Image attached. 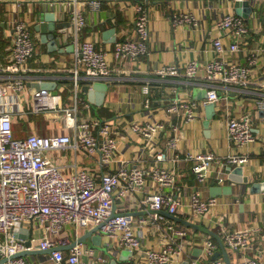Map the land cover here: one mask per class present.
Returning <instances> with one entry per match:
<instances>
[{
    "label": "built area",
    "instance_id": "1",
    "mask_svg": "<svg viewBox=\"0 0 264 264\" xmlns=\"http://www.w3.org/2000/svg\"><path fill=\"white\" fill-rule=\"evenodd\" d=\"M64 1L72 5L70 30L65 32L73 45L72 66L69 74L62 78L69 83L56 86L55 91L39 89L26 94L29 81L42 80H35L26 71L36 46L31 25L25 20L14 22L10 59L5 67L7 73L0 76V259H4L1 264H36L31 255L13 256L24 251L67 247L74 241L75 244L67 249H55L45 255L52 264H108V258L98 254L95 247L76 242L85 231L97 226L96 232L102 240L110 242L117 250L130 252L128 259L120 260L119 264H181L186 247L197 243V232L155 212L148 213L147 217L132 215L131 208L166 210L173 215L187 216L186 219L193 222L212 213L218 198L202 197L201 187L212 180L224 182L229 167L248 162L241 148L256 140L255 116L261 114L264 120V93H259L253 108L233 116L229 112L232 104L228 90L223 88L221 93L216 84L247 86L252 67L264 56V44L246 48L247 21L235 13H221L214 22L212 59L205 63L191 60L181 69L188 78L204 74L208 83L204 99L196 101L175 96L154 107L149 84H146L142 88V120L122 116L101 118L92 113V103L83 94V88L93 90L96 83L110 84L120 80V76L110 73L108 56L122 73L140 56L149 54L148 1H135L134 35L115 39L108 50L97 48L93 41L83 37L86 8L99 9L100 0ZM199 24L200 19L190 11L178 12L172 20L173 26L196 28ZM181 70L176 64H167L159 73L173 76L179 75ZM208 103H214L216 108L223 104L228 110L224 128L234 152L223 156L212 149L185 153L184 159L193 162L197 184L196 192L186 202L176 185L178 174L163 163L168 159L181 160L176 154L181 131L174 120L188 124L199 117L201 108ZM159 113L162 118L158 117ZM30 115L43 116L53 127L45 125L48 130L45 134L32 130L26 136H17L16 126H20V121L27 122ZM118 127L138 135L142 143L140 150L153 157V164L139 158L136 161L119 158L121 135ZM161 135L163 144L157 146L156 139ZM67 151L74 156L69 171L50 157ZM82 154L96 161L99 173L92 172L90 164L78 165ZM216 223L218 235L232 252L249 248L252 235L259 230L233 229L219 221ZM16 224L20 225L19 232L26 235L25 239L14 234ZM149 233L160 235L158 247L147 246ZM215 249L216 243L206 235L201 255L209 258ZM131 258L137 259L131 261ZM186 261L187 264H201L194 256ZM208 264L225 263L215 259ZM243 264L257 263L247 259Z\"/></svg>",
    "mask_w": 264,
    "mask_h": 264
},
{
    "label": "crops",
    "instance_id": "2",
    "mask_svg": "<svg viewBox=\"0 0 264 264\" xmlns=\"http://www.w3.org/2000/svg\"><path fill=\"white\" fill-rule=\"evenodd\" d=\"M136 0H100L101 6L94 10L86 8L87 24L83 30V37L95 43L97 48L108 50L112 47L115 39H124L134 35V4ZM147 9L149 13V54L140 56L132 65H128L127 71L120 73L116 64L110 59V73L114 76H120L119 81L108 83L110 87L104 93L101 105H96L92 101V113L101 118L116 119L117 117H125L126 119H143L142 103L144 94L142 88L149 84L151 102L154 107H158L159 102H165L169 98L180 96L182 98L193 99L196 101L205 98V91L208 83L204 78V74L194 78L185 77L182 74V68L191 60H199L206 62L214 56L211 40L214 38V22L221 13H235L233 3L235 0H147ZM253 2V13L248 16L247 25L249 28L246 48H257L264 44V0H251ZM72 5L67 4L64 0H5L0 1V76H4L6 65L10 59V46L13 35V25L16 20L27 21L32 28L35 39V55L26 64V71L29 76L35 80L55 82L56 86H62V83L70 71L72 66V51L68 50L71 40L66 37L65 32L70 30L69 11ZM182 11H190L200 19V24L196 28L188 26H173L172 20L175 14ZM200 11V14H199ZM53 12L55 19L65 30L59 44L56 43V49H50L49 40L43 42L41 34L34 30V25L39 23V13ZM112 31V32H111ZM111 32L110 34H108ZM63 50V52L61 51ZM241 61L247 64L243 56ZM167 64H176L181 73L179 75H162L159 70ZM131 69V70H130ZM35 83V82H32ZM31 81L27 83L26 94L30 93ZM39 83V82H38ZM106 84V83H104ZM217 90L223 93L224 89L229 92V100L231 106L229 112L235 116L239 112L250 110L255 105V100L259 93H264V56H261L256 65L252 67V76L247 86L240 87L234 83L216 84ZM94 86V85H93ZM224 86V87H223ZM224 88V89H223ZM196 90V92H195ZM88 99V93L83 92ZM95 98V95L93 96ZM130 102V103H129ZM223 103V102H222ZM219 107V106H218ZM215 117L210 126V137L204 134L203 120L205 118V106L201 108L199 117L182 124L174 120V124L180 128L181 139L178 142V150L176 154L180 159L173 162L168 159L163 163L164 166L173 168L178 174L176 185L179 188V194L188 202L189 196L196 192L197 184L192 171L193 162L186 161L184 155L186 152L196 154L208 149H212L219 156L233 153V146L226 137L224 128L225 116L228 110L222 104L219 108L214 107ZM36 115H30L27 122H21L20 125L32 129L29 121ZM41 120L42 130H39V124L36 125V131L39 134L48 133L44 125L47 120L37 115ZM162 118V114H158ZM16 126L15 134L23 137L28 135L27 131H21ZM264 120L261 114L256 115L253 122V132L256 137L255 142L241 148V153L248 157L245 164V170L251 174L250 180H254L255 176L264 180ZM119 128V127H118ZM121 135L120 151L118 156L120 159L136 161L142 159L144 163L153 164V157L141 151L142 143L138 135L131 133L126 129H118ZM42 131V132H40ZM157 146H162L163 135L158 137ZM171 155V154H170ZM51 159L65 166L66 171L71 169L70 164L73 160V154L69 151L50 155ZM78 165L90 164L92 172H100L94 159L79 155ZM250 169V170H249ZM228 174V173H227ZM225 175L224 182L212 180L207 185L202 186L200 194L202 197H210L209 188L211 186H223L230 184ZM235 192H238V186L233 185ZM250 186L247 188L246 194L237 200L228 195L215 196L218 198V204L212 213L206 218L197 219L194 222L201 223L209 229L217 233V221L230 226L233 229L259 228L254 232L249 248L241 252H232L226 246L231 264H243L247 259L255 260L257 264H264V191L251 193ZM242 205V207H240ZM131 212H146L143 216H148L147 211L138 210V207L131 208ZM183 218H187L184 216ZM193 222V221H192ZM196 231V230H195ZM196 244L188 245L186 253L183 256L181 264H187L186 260L191 257H197L199 263L208 264L215 260L213 255L220 252V246L216 243V249L211 257L204 258L201 255V247L204 237L207 234L196 231ZM98 235L97 232L94 233ZM218 234V233H217ZM160 235L153 233L148 234L146 240L147 246L158 247L161 242ZM70 239H74L71 234ZM222 239V238H221ZM87 246V245H86ZM96 252L108 258L111 264L114 258L118 264L122 260L125 250H117L110 242L102 240L95 247ZM129 256V255H128ZM128 256L126 260L128 259ZM141 258V257H140ZM31 259L36 264H52L48 256L45 254L31 255ZM137 258H131L135 261ZM139 259V258H138ZM217 259L224 261L223 255ZM141 263V262H140ZM143 263V262H142ZM225 263V261H224Z\"/></svg>",
    "mask_w": 264,
    "mask_h": 264
},
{
    "label": "water",
    "instance_id": "3",
    "mask_svg": "<svg viewBox=\"0 0 264 264\" xmlns=\"http://www.w3.org/2000/svg\"><path fill=\"white\" fill-rule=\"evenodd\" d=\"M251 0H235L233 3V8L235 14L242 16L245 20H247L249 14L254 10L253 6L251 5ZM34 30L36 32H39L41 34V40L43 42L49 40V46L50 49H56V43L59 44L60 40L62 39V36L65 32V30L61 29V26L58 24V21L55 19V15L53 12H41L39 13V23L34 25ZM112 32V31H111ZM109 32L108 34H110ZM69 51H73V45L70 44L68 47ZM63 52V50H61ZM30 86V92H35L39 89H50L54 90L56 87L55 82H35L32 84H29ZM110 87L108 83H96L93 86V90H87V88H83L85 92L88 93V100L92 101L96 105H101L102 100L104 98V93L107 91V89ZM196 92V90H195ZM95 95V98L93 97ZM214 103H208L205 106V118L203 120V128H204V134L206 137H210V126L213 118L215 117V111H214ZM229 172L227 174V181L230 182V184L223 185V186H211L209 188V194L210 196H221V195H228L231 196L233 199L237 200L242 195L246 194L247 188L250 186V192L251 193H258L260 191H264V180L261 182V177L259 175L255 176L254 180H250V175L245 170V164H241L236 167H229ZM250 170V169H249ZM238 186V192L234 190V187ZM242 207V205L240 206ZM148 213H158L162 215L164 218L171 220L175 223L184 225L186 227H190L196 231L203 232L211 237H213L219 244L221 253L223 255L225 264H231L228 252L226 250L225 244L221 237L212 229L207 228L201 223L192 222L190 220H187L183 217L173 215L169 213L166 210H148ZM146 212H133L132 215H142ZM99 229V226L94 227L90 230L85 231L77 240L76 242H80L83 244L88 245L89 247H97L101 242V237L99 235H95L94 233ZM20 225L16 224L14 226V234L17 237L26 238L25 234H20ZM27 231V230H26ZM29 231V230H28ZM31 235V231L29 232V236ZM27 245H29V241L26 242ZM75 241L70 244V246L74 245ZM70 246L67 247H59L55 249H67ZM55 249H48V250H32V251H24L15 254L13 257L18 256H26V255H41V254H49L52 250ZM220 252H216L213 255L214 259H217L220 255ZM130 254L128 251L123 252L122 259H126L127 256ZM4 261V259H0V264ZM111 264H116V260L112 258Z\"/></svg>",
    "mask_w": 264,
    "mask_h": 264
},
{
    "label": "rangeland",
    "instance_id": "4",
    "mask_svg": "<svg viewBox=\"0 0 264 264\" xmlns=\"http://www.w3.org/2000/svg\"><path fill=\"white\" fill-rule=\"evenodd\" d=\"M41 120L42 119H40V120H38V117H32L29 121L31 122V124H32V129H30V128H27V130H24V127H22L21 125V127H19V130H20V133L22 134V132L21 131H27L26 133H29V132H31L32 130H35L36 131V125H38V122L40 121V124H39V130H42V124H41ZM136 120V119H135ZM47 125H48V127L49 128H51V127H53V124H52V122H47L46 123ZM59 125V124H58ZM45 126V125H44ZM264 128V127H263ZM43 132H45V130H42ZM42 131H40V132H42ZM262 131H264V130H262Z\"/></svg>",
    "mask_w": 264,
    "mask_h": 264
},
{
    "label": "trees",
    "instance_id": "5",
    "mask_svg": "<svg viewBox=\"0 0 264 264\" xmlns=\"http://www.w3.org/2000/svg\"><path fill=\"white\" fill-rule=\"evenodd\" d=\"M62 83L67 84V83H69V81H68V80H64ZM210 237H211V236H210ZM211 238L214 240L213 237H211Z\"/></svg>",
    "mask_w": 264,
    "mask_h": 264
}]
</instances>
